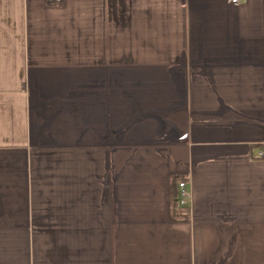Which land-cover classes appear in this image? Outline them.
Returning <instances> with one entry per match:
<instances>
[{
  "label": "crops",
  "instance_id": "obj_1",
  "mask_svg": "<svg viewBox=\"0 0 264 264\" xmlns=\"http://www.w3.org/2000/svg\"><path fill=\"white\" fill-rule=\"evenodd\" d=\"M262 151L264 0H0V264H264Z\"/></svg>",
  "mask_w": 264,
  "mask_h": 264
},
{
  "label": "built area",
  "instance_id": "obj_2",
  "mask_svg": "<svg viewBox=\"0 0 264 264\" xmlns=\"http://www.w3.org/2000/svg\"><path fill=\"white\" fill-rule=\"evenodd\" d=\"M231 3L235 6L241 5L245 0H230ZM49 2L53 5H58L63 2V0H49ZM260 158L264 159V151L260 153ZM192 195L187 190L186 183L182 182L180 184V196H179V204L181 206H185L187 203L191 202Z\"/></svg>",
  "mask_w": 264,
  "mask_h": 264
}]
</instances>
